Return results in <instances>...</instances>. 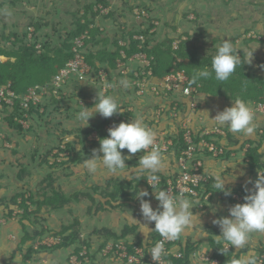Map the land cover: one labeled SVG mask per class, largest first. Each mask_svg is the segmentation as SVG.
<instances>
[{
    "label": "rangeland",
    "instance_id": "1",
    "mask_svg": "<svg viewBox=\"0 0 264 264\" xmlns=\"http://www.w3.org/2000/svg\"><path fill=\"white\" fill-rule=\"evenodd\" d=\"M5 1L6 3L4 0H0V6L4 2L0 8L1 46L12 48L14 46L13 43H17L15 40L17 37L14 33L18 34L19 39H23V36L29 30L27 37L28 39L33 38L32 31L35 30V26L32 23H43L38 31L40 40L50 41L49 44L53 48L50 52L53 55L54 48L66 47V45L64 46V42L69 38V34L78 28V22L81 19L84 20L85 14L89 17L93 15V11H87L86 7L89 4H93L96 0ZM106 1L108 5L102 13L100 12L99 18L97 17L98 19L96 18L95 20V24L91 25V27H101L99 29L103 34H98L99 36L96 39L97 44L93 45L94 42L91 41L86 46V49L87 51L93 50L96 53H101V56L105 57L107 62L110 58L108 53L117 50L120 54L123 53L119 45L115 44L114 32L124 29L122 28L124 26L126 28L120 32L126 31L127 33V27L139 29L141 28V23H144L145 26L149 25V21H142L139 17L135 16L138 15L136 10L143 7L150 11L148 13L151 15V19L158 21V24L153 22L157 30H155L156 34L152 38L153 44L166 43L169 39H173V41L176 39H179V41L184 40L187 41L188 48L196 51L197 56L201 58L204 54L216 53L217 49L215 45L221 44L224 37L228 36L225 39H231L240 57L242 51L246 53L245 63L248 71L264 75V67H261V65H264V0ZM134 8L135 10L133 11ZM5 10L10 11L12 14L10 16L5 15ZM110 11L112 13L110 17H103L105 15L103 13H109ZM248 30L250 32L244 34ZM249 36L256 37L255 39L257 40L247 41L245 37ZM125 40L127 39L122 36L118 38L119 44H121L120 41ZM21 44V42L17 43L16 46L18 45L17 47H19ZM251 52L254 53L252 62L249 64L247 63V56ZM120 58L121 56H117L116 68H112L108 63L101 64V67L105 68L106 72H108V77H110L113 83L112 90L109 89L106 95L116 97L121 107L129 103V107L131 106L133 110L136 108L135 116L140 114L146 118L147 114H151L154 109L152 103L157 102L155 97H153V93L137 96L134 91L130 92L128 89H123L119 85V81L124 78H118L119 73H127V71L134 76L137 72L141 73L142 68H144L141 66L143 65L142 60L145 58L136 54L131 56L128 61L121 60ZM6 59H8L7 56H0V61H6ZM123 62H127V66H119ZM77 84H79L78 88L74 89L70 85L64 92H61V96L63 94L69 95L70 90L72 92L70 94L71 97L67 98L61 105H53L51 98L54 93L49 91L42 101V103L48 104L47 111L43 113V116H35V118H31L27 122H24V119L22 122L24 127H33V130L25 134H19L15 128L9 125L7 120L4 119L6 112L3 108H0V261L4 264H67L68 254L73 251L76 245H82L84 239H89L94 248H98L100 243L107 238H110L109 241H114L113 237L106 235L107 229H112L119 235L123 231H129L125 238L119 239L130 243L139 241L147 243L151 239L152 230L150 229H153L154 222L149 224L144 221L138 199H132L129 203L123 199L122 206H108L105 210H97L95 202L89 196L83 194L84 192L93 193L95 185H100L101 188L107 187V182L110 179L120 181L142 177V173L137 171L138 166L129 170L126 167L124 171L127 175L108 176L100 174L95 177L82 167L83 163L72 164L69 162L63 166H49L55 160L54 153H57L61 145L64 146L65 142L76 141V147L80 149L82 141L85 140V131L91 129L95 124H99L103 118L98 113L94 114L90 118L88 126L76 119L77 114L84 107L92 108L94 106L96 99L92 97H97L98 91H104L103 83L98 82L94 76L90 80L79 81ZM60 98V96H57V99ZM201 102L199 117L195 116L193 119L196 131H202L205 127L211 125L208 122V116L209 118H214L218 111H223L226 107H231L234 104V101L231 99L219 98L206 93L202 95ZM254 107L251 108L255 113V123L257 125L255 135L248 138L242 134L232 133L231 136L233 138L228 136L227 139H224V141L229 142L234 141L236 138L240 140L245 139L247 145L243 148V151L239 150L236 154L229 157L208 158L206 163L207 172L212 171L213 166L214 168L223 167L227 169V174L231 175L232 173L239 176V179L234 183L226 185V188L230 189L231 192H233L232 190L235 187L254 191V183L259 178V173L264 175V169L256 167L253 170L249 160L245 157V151L250 141L246 139H252L255 146L261 144L260 151L264 148V115L255 110ZM40 111H44V107ZM145 122L146 124L149 123L148 121ZM175 125L176 123L172 119H166L161 125L160 130H164V135H166L167 132L175 129ZM220 129L224 131L222 134L226 138V130L224 128ZM96 134V130H93L91 134L87 135L88 145L98 139V134ZM230 138L232 141H230ZM49 151H51L50 155ZM261 152L264 155V151ZM66 154L67 151L61 152L62 156ZM162 154L169 161V168L160 174L169 175L170 173H174V170L177 169L176 153L171 151ZM128 155L133 157L136 154L129 153ZM44 157L48 158L50 164L43 162ZM66 159L69 161L68 158H60L59 160ZM211 159L215 162L211 163ZM262 161H264V158H262ZM235 165H237L236 169H234ZM22 169H25V171L20 174ZM241 171L245 175L240 176L239 173ZM249 179L252 183H247ZM50 184L68 196L78 194L79 200L72 199L63 208L56 210L44 206L42 212L38 214L34 212L36 206L33 201L28 200V210L31 214L26 217L23 216L24 207L19 206L21 196H18L16 204H12L13 197L19 193L26 194V197L30 194L37 197V195L42 194L44 189H48L49 194H51ZM146 187L141 184L142 191L146 190ZM109 188L112 189V187ZM235 194L239 195V198L233 196L237 199L235 204L241 203L242 195L240 193ZM97 198L100 199V196L97 195ZM121 200L122 198L119 199V201ZM150 202L155 210L159 202L155 199L154 193ZM209 203H214L213 209L209 210L213 212L211 214L213 216L205 214L207 215L206 219H208L207 224L205 220L200 218L201 222H199V226L201 229L194 233L200 240H204L205 231L207 233L209 231V234L212 231L216 234H221L220 227L214 224L213 221L221 217H228L229 208L235 205L226 199L224 192L217 191L216 188L210 198L205 201V205L209 207ZM195 210L197 209L194 208ZM198 211L200 210L198 209L195 212ZM131 216L141 224H146L150 229L140 225L138 222H131L128 219ZM65 228H68L65 230V235L78 230L79 239L76 242L77 244L62 249L41 250L39 253L32 254V258H21L24 252L20 249V240L23 238L25 232L34 234L36 231H45L40 237L36 236V241H29L26 246L24 245L23 249L26 250L31 245L41 246L44 242L50 241L55 233H59ZM141 231L145 232V235ZM198 233L202 234L197 235ZM248 247L252 248V250L264 248V234H253ZM234 249L237 250L236 248ZM198 250L202 253L206 252L201 246L198 247ZM244 254H246L245 251L241 253V255ZM15 257H20L21 259L14 260ZM199 260L201 261V259ZM92 264L125 263L115 259L104 258L101 252H99L98 256L93 259Z\"/></svg>",
    "mask_w": 264,
    "mask_h": 264
},
{
    "label": "trees",
    "instance_id": "2",
    "mask_svg": "<svg viewBox=\"0 0 264 264\" xmlns=\"http://www.w3.org/2000/svg\"><path fill=\"white\" fill-rule=\"evenodd\" d=\"M14 1V0H13ZM21 1L22 0H18ZM3 4V3H2ZM98 4H103L104 6L108 5V2L106 0H96L93 4H89L86 7V10L93 11V15L89 17L85 14L84 20L81 19L80 22H78V28L75 31H72V33L69 34V38L64 42V46L66 47H58L54 48L53 55H51L50 50L53 48L50 46L49 40H40L39 36V29L43 25V23H32L35 26V30L32 31L33 35L31 39H28L27 34L28 31L23 36V39H19L18 34L14 33V35L17 37L15 40L17 43H22L19 45V47L16 46V42L13 43V47H5L1 46L0 44V55L7 56L8 59L6 61H0V84H7L8 82L11 83L12 88L17 93H24L27 91L28 87L37 85V84H45L46 82L52 80L57 74H59L60 69L64 66H66L68 60L73 57L74 52H72V44L75 39V37L84 34L86 31L89 32V36L86 42V46L93 41V45L97 44V37L101 34H103L102 31H100L99 28L101 27H91L92 24H95V20L100 14V10H96L95 6ZM135 8L133 9V11ZM141 11L140 13H137L138 15H135L139 17L142 21H149V25L145 26L144 23H141V28H135L133 27L128 28L127 27V33L120 32L124 31L126 28L125 26L122 27L124 29H120V31L114 32V39L115 44L119 45L120 49H124L128 56H131L135 52H145L152 60V67L154 69V76H151L150 79H154L155 77L160 78L164 76L166 73H169L172 68L184 71L188 77H189V83L194 86H198L199 88V104L201 106V97L203 94H209L215 97H224L226 99H231L234 101L237 98L243 99L246 101L250 107L252 105H255L258 102H264V75L253 73L248 71V67L245 63L246 60V53L242 51V55L240 57L241 59V65L237 66L236 71L233 73V75L224 82H219L213 78L204 79L200 78L197 80H193V77L201 70L208 69L211 71V60L212 57L215 55V53L212 54H204L201 58L197 56V52L191 50L187 46V41H179V39H176L179 41L178 47H173V39L167 40L166 43H160V44H153L152 38L156 34V26L153 23V19H151V15L148 13L150 12L148 9H145L143 7L139 8ZM143 10H145L146 14H143ZM102 13V12H101ZM111 11L109 13H103L104 16L112 15ZM145 15H150V17H146ZM99 18V17H98ZM97 18V19H98ZM148 18V19H146ZM97 24V23H96ZM155 27V30L151 32V29ZM121 28V27H119ZM250 32L248 30L246 33ZM99 34V35H98ZM128 34V35H127ZM135 34H144L145 35V42L140 47L139 44L141 43L140 39H135ZM127 35V36H126ZM122 36L123 38H126L129 43L127 45H120L118 42V38ZM256 37H245L247 41L251 40H257ZM28 41V42H27ZM40 41H42L40 43ZM172 42V43H171ZM168 43V44H167ZM39 44V47H38ZM105 54H107L106 51H104ZM110 55V58L107 60L105 57L101 56V53H96L93 50L90 51H84V55L87 59V61L92 65L93 69L97 71L101 64L108 63L109 66L112 68H116V59L117 56H121L120 52L117 50L115 52L108 53ZM13 59V60H12ZM132 77H134L133 74L127 73H119L118 78H127L131 82V87L128 89L130 92L135 90V85L132 84ZM112 78V76H111ZM98 80V79H97ZM78 82L75 79H72V83L70 84L71 87L73 86L74 89L79 86L77 84ZM78 88V87H77ZM78 90V89H76ZM63 89H61V92ZM147 93L152 94L151 90H147ZM71 94V90L69 91ZM75 93V92H74ZM111 93V92H110ZM69 95L63 94L60 99H57V95H52V101L54 106L61 105L64 101L67 100V98L71 97ZM138 96V95H137ZM141 96V95H140ZM157 102H153L152 105H154V109L152 110L151 114H147L145 121H148L149 123L156 125L157 127L161 126L163 124V121L168 119L171 120V117L169 116V112H165L162 115V120L160 122L155 123L156 119V113L157 109L159 108L160 104L170 105L172 101L170 99L162 100L160 103L158 101V98L154 95ZM87 98V97H86ZM164 101L166 103H164ZM96 103V102H95ZM94 103V104H95ZM188 103V99L184 98L183 101L180 102L179 109L182 110L183 115H185L184 108ZM91 105V104H89ZM44 107V111H40V109ZM129 103H126L122 108V112L118 113L121 118L118 120L119 123L126 122L130 123L132 119H134L136 114V108L134 110H129ZM151 107V106H150ZM48 104L44 103H38L36 105H31L30 109H26L21 107L19 104V100H17L16 104L11 106L7 105L6 103L3 106L4 111L6 112V115L4 119L7 120L9 125L17 130L19 134H25L29 132L30 130H33L31 127H24V124L19 121L18 119H25L29 120L31 118H35V116H43V113L47 111ZM117 115V114H115ZM113 115V116H115ZM126 115V119H123V116ZM109 121V118H102L100 123L95 124L91 129H87L85 131V140L82 141V147L78 149L76 147V141H67L65 142L64 146L61 145L57 153H54L55 160L53 163L50 164V161L47 157H44L43 162L49 163L51 167H58L63 166L66 163H72V164H81L83 163L87 158H90L93 154V149H99L100 147V139L105 138L108 136V133L105 130V125ZM211 128L212 126L209 125ZM261 128V127H260ZM226 130L227 136L224 138L223 134L220 133H210L206 135L207 139L210 141L215 142L218 146H221L224 150V152L220 155V157H229L234 154H236L237 151L242 150L245 148L246 141L245 139H234V141L231 140L233 138L231 136V132L228 131L227 127H224ZM93 130H96L98 134V139L94 141H90L91 143L88 145L87 135L91 134ZM196 131V130H195ZM72 132V131H70ZM74 132V131H73ZM67 133V132H66ZM196 131V139L198 141V135ZM167 137L173 138L175 140V146L172 147V151L176 153V159L178 158L179 154L181 153V150L184 148V141H183V132L180 128L179 123H176L175 129L167 132ZM231 137L230 141H224V139H227V137ZM250 138V137H248ZM250 140L249 145L246 148L245 151V157H247V160H249L250 165L252 166L253 170L258 167L261 169H264V161H262V158H264L263 153L260 151L261 144L253 145L252 139H246ZM245 141V143H244ZM248 142V141H247ZM99 146V147H98ZM67 151V154L62 156L61 152ZM124 155H128V150L124 149L122 150ZM51 151H49L50 155ZM102 155V153H101ZM143 155V151L136 153L130 160H126V166L129 169L136 168L138 166V161L140 157ZM66 156V157H65ZM199 157L203 160L204 166L203 169L205 172L206 170V163L208 161V158L216 159L217 157H212L210 153H203L199 155ZM60 158H68L69 161L66 160H59ZM25 171V169L21 170L22 174ZM175 171V170H174ZM211 173V171L207 172ZM172 174V173H170ZM169 175L165 174H158L163 179H166ZM22 176V175H21ZM20 176V177H21ZM142 177H139L138 179H124V180H114L110 179L107 182V187L101 188L100 185H95L93 193L90 192H84L83 194L86 196H89L96 204L97 210H105L108 206L115 207V206H122L123 205V199L126 200V202H130L132 199H138L136 197V193H138L141 190V184L142 186H147L146 190L149 192V196L144 197L145 200H151L154 190L158 191L161 188H152L146 179V175L143 173L141 174ZM52 177V175H51ZM137 180V181H136ZM136 181V183H135ZM164 183V182H163ZM214 181L212 180V177L210 178V182L203 184L199 187V190L201 193H207L208 191L211 192V195L213 191L215 190V187L213 185ZM112 187L110 189L109 187ZM50 191L52 192L49 194L48 189H44L42 194L33 195L30 194L26 197V194L19 193L16 194L13 197V203L16 204L18 202V196H21V201L19 203V206L24 207L25 211L23 213V216L26 217L27 215L31 214L28 210V204L27 201L31 200L33 201L34 205L36 206L34 212L36 214L41 213L44 206L49 207L50 209L56 210L63 208L66 203L70 202L72 199L79 200L78 194H75L73 196H68L60 189L56 188L52 184H50ZM231 192L230 195L226 196V199L230 202L235 204L237 202V199H235L233 196L235 193H240L242 195L241 203L245 202L244 197L249 192L246 191L245 188L242 187H235ZM41 195V196H40ZM97 195L100 196V199L97 198ZM119 201V199H121ZM106 199V200H104ZM140 202V200L138 199ZM91 207V206H90ZM207 205H205L203 208H200V210L206 208ZM91 209V208H90ZM196 209H198L196 207ZM12 211L10 212L11 215ZM155 227V222L153 224V229ZM68 228H65L64 230L60 231L59 233H55L54 237L59 238V242L49 245V244H42L41 246H34L31 245L29 249H23L24 243L26 241H36V236H41L45 232L44 230L36 231L34 234H31L29 232H25L23 238L20 240V249L24 252L23 256L25 258H32V254L39 253L41 250H55V249H62L67 248L71 245L77 244V240L79 239L78 230L72 231L70 234L65 235V230ZM129 231H123L120 235L115 233L112 229L106 230V235L108 237H113L115 240H122L119 238H125L127 236V233ZM1 234V229H0ZM160 238V236L152 231L151 233V239L147 243H143L141 241L130 243L126 241L130 246L132 244H140V245H150L156 242V240ZM110 240V238H107L103 242L106 243ZM103 243V244H104ZM179 243H181L179 239ZM209 244L211 248L213 249V257L220 260V264H231V259L233 256H239L242 252L246 251L239 250L236 251L234 248H230V253L224 254L221 252L220 249H222L223 242L221 239H216L214 235H210L209 237ZM87 249V253L85 255H82L81 252L84 249V246ZM183 249L185 250V255L181 258H175L170 257L169 264H188L189 262V255L193 250H198V247L200 243H186L183 244ZM99 248V247H98ZM92 247V243L89 242V239H84L82 241V245H76L73 249V251L68 254V261L67 264H70V257L72 254L78 255L81 259H83L82 264H92V261L96 256H98L100 249ZM257 253H264V248H259ZM85 257L89 259L88 261H85ZM0 264H4L2 261H0Z\"/></svg>",
    "mask_w": 264,
    "mask_h": 264
},
{
    "label": "clouds",
    "instance_id": "3",
    "mask_svg": "<svg viewBox=\"0 0 264 264\" xmlns=\"http://www.w3.org/2000/svg\"><path fill=\"white\" fill-rule=\"evenodd\" d=\"M4 14L10 16L12 13L5 10ZM225 37L221 44L215 45L217 50L211 60V71L208 69L199 71L193 77L194 81L200 78H213V74L216 81H227L236 71L237 66L241 65L240 55L234 48L233 42ZM253 53L251 52L247 56L249 64L252 62ZM119 85L127 90L131 87V82L124 78L119 81ZM112 86L106 83L103 87L107 89ZM121 112L122 108L116 97L98 91L94 106L92 108L84 107L77 114L76 119L88 126L89 120L94 114L98 113L104 118H110ZM208 122L216 128L227 127L229 132L242 134L245 137L254 136L257 128L254 111L246 101L240 98L234 100L233 106L218 111L214 118L208 116ZM156 140V131L146 124L142 115L137 114L130 123L121 122L109 128L108 136L100 139L99 149H93L92 156L83 162L82 167L93 177L100 174L127 175L124 171L127 167L125 161L130 160L132 156L124 155L122 150L127 149L130 154L143 151V155L138 161L137 171L146 175L148 184L154 189L155 183L153 182L157 181L158 174L169 168V161L155 147ZM261 151H264V148ZM226 170L223 167L214 168L210 175L217 191H222L227 196L231 192L226 188V185L234 183L239 179V176L232 173L229 175ZM239 175L243 176L245 173L241 171ZM247 183H252V181L249 179ZM254 188V191L246 189L250 194L244 197L245 202L231 206L228 217H221L213 221L221 229V235L218 237L221 238L223 245L220 250L225 255L230 253V247L236 248L237 251L246 249L253 234H264V175L259 173ZM149 195L147 190L136 193V197L140 200L143 219L149 224L155 222L154 229H150L146 224H141L133 216L128 219L146 226L161 237L148 249L156 264H161L163 258L168 254L165 242L180 239L186 232L193 229L197 219L200 221L199 215L193 212V208L199 205L200 201L186 198L183 191L173 195L165 189L154 190L155 199L159 202L158 207L154 210L151 202L144 199ZM143 233L145 235V232ZM231 264H260V259L254 251L249 250L244 255L233 256Z\"/></svg>",
    "mask_w": 264,
    "mask_h": 264
},
{
    "label": "built area",
    "instance_id": "4",
    "mask_svg": "<svg viewBox=\"0 0 264 264\" xmlns=\"http://www.w3.org/2000/svg\"><path fill=\"white\" fill-rule=\"evenodd\" d=\"M105 7L106 6L103 4H98L96 6V10L99 9L102 12ZM136 11L137 13L141 12L139 9ZM143 14H146L145 10H143ZM145 16L150 17V15ZM153 22L158 24V21ZM154 30L155 27L151 29V32ZM88 36L89 32L86 31L84 34L75 37L72 44V52H74L73 57L68 60L66 66L62 67L59 74H57L50 82L48 81L45 84L30 86L24 93H17L12 88L10 82L7 84H0V108H3L5 103L13 106L16 104L17 100H19L21 107L30 109L32 104L36 105L41 103L49 91H52L57 96L61 97V89H63L64 92V90H66V88L72 83V79H75L77 82H83L85 80L92 79V76H94L98 79V82L103 83V85L106 83L113 85L105 68L101 67L95 71L92 65L87 61L84 51H86V38ZM134 38L141 40V43L139 44L140 47L146 39L144 34H135ZM178 42V40L174 41V48L178 47ZM120 43V45H127L129 41H120ZM121 51L123 53L121 54L120 59L124 61L130 60L131 56L135 54L141 55L145 58L142 60L143 65L141 66L144 67L142 68V72H137L135 76L132 77V84L135 85L137 95H144L147 93V90H151V92L158 98L159 103L165 99H170L172 101V103H170L172 107L163 103L160 104L157 109L155 123L160 122L162 120V115L168 111L172 121L179 123L183 132L184 148L181 150V153L177 158V169H175L174 173L166 179L158 177L157 181L153 182L155 183V188L168 190L173 195H177L183 191L186 198L200 201V204L196 206L198 209L203 208L205 206V201L210 198L211 192L208 191L207 193H201L199 187L210 182L211 175L203 169L204 163L199 155L203 153H210L212 157H220V155L224 152L223 148L218 146L215 142L208 140L206 135L210 133L222 134L224 131L214 126L211 128L205 127L198 135V141H195L196 136L199 133V131H197L196 134V128L193 121L194 117H199L200 114V92L198 86L191 85L189 83L188 75L184 71L175 68H172L169 73H166L160 78L155 77L154 79H150L151 76H154V69L152 67L151 58L145 52H135L131 56H128L124 49H121ZM125 65L127 66V62L119 64V66L122 67H125ZM127 73L129 72L127 71ZM127 73L125 72L123 74ZM112 88L113 86L107 89L104 88L103 92L106 94L108 90H112ZM92 98L96 99L97 97ZM184 98L188 99V103L184 105L185 108L183 110L185 111V115H183L182 110L179 109L180 102L183 101ZM165 101L164 103H166ZM253 106H255V110L263 113L264 115V102H258L251 107ZM128 109L133 110L131 106L128 107ZM120 118L121 116L119 114L109 118V121L105 125L107 133L109 128L119 124L118 120ZM123 119H126V115L123 116ZM18 120L21 122L24 121V119ZM24 122H27V120ZM147 125L154 129L157 133L155 147L161 153L171 152L172 147L175 146V140L164 135V130H160L161 126L157 127L151 123H147ZM234 196L239 198L236 194ZM160 239L161 237L158 238L156 242ZM58 242L59 238L52 237L50 241L44 243L52 245ZM103 243L104 242L100 243L98 249H100L99 252H101L104 258L115 259L125 264H156V262L152 259L151 253L148 252L149 247L155 243L150 245L132 244L131 246L124 240L108 241L104 244ZM165 249L168 254L163 258L161 264H169L170 257L181 258L185 255V250L183 249L181 243H179V239L175 241H166ZM86 253L87 249L84 246L81 254L85 255ZM257 255L260 259V264H264V253H257ZM190 257L199 258L201 261L208 264H220L219 259L214 258L209 253H202L199 250H193L189 255V258ZM85 261L89 262V259L85 257ZM82 263L83 259H81L78 255H71L70 264Z\"/></svg>",
    "mask_w": 264,
    "mask_h": 264
},
{
    "label": "crops",
    "instance_id": "5",
    "mask_svg": "<svg viewBox=\"0 0 264 264\" xmlns=\"http://www.w3.org/2000/svg\"><path fill=\"white\" fill-rule=\"evenodd\" d=\"M15 1V0H14ZM4 2L6 3V1L4 0ZM4 2H3V4H4ZM3 4L0 6V8L3 6ZM15 4V3H14ZM1 56H4V55H1ZM5 57V56H4ZM211 161V163H214L215 161L213 160V159H211L210 160ZM210 164V163H209ZM213 166V165H212ZM214 169V166L212 167V169L211 170H213ZM213 194V193H212ZM239 196V195H238ZM219 197H220V195H219ZM213 201V200H212ZM211 202V201H210ZM208 207V206H207ZM213 207H214V203H209V207L207 208V209H205V210H200V211H198V212H195V211H197V210H195L194 211V208H196V207H194L193 208V212L194 213H196V214H198L199 215V218H201L202 220H205V222H206V224H207V221H208V219H206L207 218V215H211V214H213V212H210L209 210H211V209H213ZM205 214H207V215H205ZM211 216H213V215H211ZM200 219V220H201ZM199 219H197V221L195 222V224H194V226H193V229L192 230H190V231H188V232H186L181 238H180V241H181V243H183V244H186V243H191V242H193V243H200V245L199 246H201L203 249H205V251L206 252H208L209 254H211L212 256H213V249L211 248V246H210V244H209V237H210V235H212V233H213V235H214V237L216 238V239H221L220 237H218V235H221L220 233L218 234H216V233H214V231H212V233H210L209 234V231H208V233L205 231L204 233H206L205 234V237H204V240H200V239H198L196 236H195V234L194 233H196L197 232V230H200L201 229V227L199 226ZM202 233H198L197 235H201ZM30 241V240H29ZM29 241H26V243H24V245L26 246V244L29 242ZM230 248H234V247H230ZM197 250V249H196ZM235 250V249H234ZM249 250H251V251H253L254 250V252L257 254V251H258V249H253L252 250V248H249V247H247V250L245 251V253L247 252V251H249ZM237 251V250H236ZM244 253V252H243ZM22 255V254H21ZM20 258V257H19ZM18 257H15L14 258V260H17V259H19ZM21 258H24V256L22 255V257ZM20 258V259H21ZM25 259H27V258H25ZM188 264H208V263H205L204 261H200L199 259H196V258H192V257H190L189 258V262H188Z\"/></svg>",
    "mask_w": 264,
    "mask_h": 264
}]
</instances>
